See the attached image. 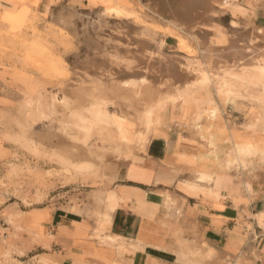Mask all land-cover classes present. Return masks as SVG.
Listing matches in <instances>:
<instances>
[{
    "label": "rangeland",
    "instance_id": "374dc122",
    "mask_svg": "<svg viewBox=\"0 0 264 264\" xmlns=\"http://www.w3.org/2000/svg\"><path fill=\"white\" fill-rule=\"evenodd\" d=\"M152 1L153 8L131 0H50L38 10L35 0H9L11 9L0 10V264H62L65 257L53 255L58 240L45 227L57 209L91 227L96 255L74 264H129L121 241L107 234L115 202L105 180L157 128L179 124L192 132L203 168L233 169L247 188L264 178V133L248 129L263 114L252 98L257 87L232 82L240 92L227 102L212 83L191 84L197 68L208 76L216 71L200 58L201 49L227 47L237 32L214 14L207 23L191 22L184 0ZM243 2L264 17V0ZM152 54L173 60L170 77L148 65ZM91 104L122 119L133 131L130 142L108 137L113 131L84 135L69 124L72 109ZM147 109L152 113L143 126ZM248 142L253 152L238 156L236 144ZM90 152L96 156L87 158ZM258 222L264 224V215ZM180 234L173 233L176 264H220Z\"/></svg>",
    "mask_w": 264,
    "mask_h": 264
},
{
    "label": "crops",
    "instance_id": "0c3cea01",
    "mask_svg": "<svg viewBox=\"0 0 264 264\" xmlns=\"http://www.w3.org/2000/svg\"><path fill=\"white\" fill-rule=\"evenodd\" d=\"M49 1L35 0L36 9ZM131 1L156 6L152 0ZM183 6L190 8L191 22L207 23L213 14L226 19L237 32L231 44L255 29L264 36V17L243 0H184ZM1 9H11L7 0H0ZM200 155V141L189 130L179 124L157 128L144 149L105 180L107 193L116 196L107 234L121 241L120 253L129 264H176V231L183 241L212 252L217 263L264 264V224L258 222L264 215V178L247 188L245 177L233 169L203 168ZM200 176L210 180L200 181ZM45 227L58 240L53 255L72 260L64 258L62 264L96 255L90 224L78 214L57 209Z\"/></svg>",
    "mask_w": 264,
    "mask_h": 264
},
{
    "label": "bare ground",
    "instance_id": "6f19581e",
    "mask_svg": "<svg viewBox=\"0 0 264 264\" xmlns=\"http://www.w3.org/2000/svg\"><path fill=\"white\" fill-rule=\"evenodd\" d=\"M109 4L112 5L111 3ZM108 10L109 12L113 13V15L116 14V16L120 13L119 7H110ZM143 44L148 47L147 49L145 48L146 50H148L150 46L149 43L145 41ZM159 51L160 48L157 47L155 52H157L158 54ZM148 55L149 54H147L146 56ZM200 55V58L205 62L211 63L212 67L216 71L213 73H209L211 76L210 77L206 72L202 71L200 68H197L194 71L191 84L194 87H204L208 84V82H210L213 84V86L216 87L217 93H221L222 95H224L227 102H233V95L237 91L238 93L240 92L239 90L236 91L235 89H233V86L231 85L232 82H237L240 85H253L255 86V90L257 87V94L252 98L255 103H257L260 112L263 114L262 118L259 116L256 120L255 125L248 126V129L261 131L264 133V36L260 34V30L255 29L250 37L239 39L238 41H235L227 47L203 48L201 49ZM145 58L148 57H144V62H146ZM147 63L155 70L156 73H162L167 77H170L172 75L171 71H173L172 69L174 66L172 59H161L153 55L152 58H149ZM144 65H146V63H144ZM222 66H227L228 68L224 71V68H222ZM68 107L66 105V108ZM72 110L71 112H69V124L77 128L79 132L83 133L84 135L88 134L93 129H99L100 132H103L106 135L113 131V134L110 133L108 137H115L118 142L127 143L130 142L131 138L133 137V131L125 126L122 119L111 117L105 110L101 108L99 104H91L90 107L86 108L85 110H76V108L75 110ZM151 113V109H147L144 111V118L142 121L143 126H146L148 124L149 116L151 115ZM253 150L254 145L249 142L238 145L236 144L235 147V151L238 156L241 155L242 157L244 155H250ZM91 154L96 156L95 152H90L87 155V158L91 157ZM108 200L116 202V196L114 195V193L110 194ZM119 248L120 251H124L122 245Z\"/></svg>",
    "mask_w": 264,
    "mask_h": 264
}]
</instances>
